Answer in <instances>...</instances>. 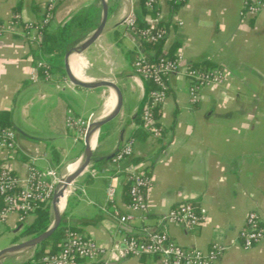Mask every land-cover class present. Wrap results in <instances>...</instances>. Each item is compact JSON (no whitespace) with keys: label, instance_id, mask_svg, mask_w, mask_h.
I'll return each instance as SVG.
<instances>
[{"label":"crops","instance_id":"crops-1","mask_svg":"<svg viewBox=\"0 0 264 264\" xmlns=\"http://www.w3.org/2000/svg\"><path fill=\"white\" fill-rule=\"evenodd\" d=\"M50 1L0 0V112L9 113L17 135L15 152L0 149V166L9 164L22 183L29 161L39 168L61 171L78 160L83 136L68 127L66 119L100 118L111 108L114 97L106 88L73 86L64 63L63 72L51 71L42 51L46 34L82 8L98 9V23L100 1L52 0L51 19L36 46L26 40L22 23L40 20L43 7ZM243 1L186 0L175 5L170 0H158L152 11L134 2L139 21L166 27L162 54L175 47L181 67L194 64L224 71L219 83L200 89L196 104L190 102V82L181 71L169 74L167 96L155 114L162 131L155 137L140 120L149 90L147 81L133 70L139 47L123 22L130 4L108 0L104 32L75 59L83 58V73L89 80L115 81L123 91L124 105L120 115L98 132L91 162L95 174L84 172L75 180L76 188L65 206H69L70 226L111 246L130 233L140 234L141 227L156 230L163 215L191 202L206 209V219L191 230L167 223L173 241L202 251L213 244L224 245L226 249L216 264H264V237L247 249L239 238L251 210L260 214L264 227V10L256 16L242 14ZM14 15L21 23H10ZM96 25L84 32L74 29L69 47L86 38ZM129 50L136 52L132 60L125 54ZM39 61L49 65V78L37 68ZM129 137L135 139L133 155L119 162L122 172H117L109 157ZM128 167L144 170L151 177L146 211L133 212L128 206L124 174ZM108 184L116 188L112 202L106 197ZM127 213H133L134 218L126 223L114 218ZM33 218L32 212L25 220L16 214L0 219V249L25 239L15 237ZM28 251L6 255L0 264H20L34 249ZM79 264L102 263L84 260ZM107 264L163 262L157 256L143 255Z\"/></svg>","mask_w":264,"mask_h":264},{"label":"built area","instance_id":"built-area-1","mask_svg":"<svg viewBox=\"0 0 264 264\" xmlns=\"http://www.w3.org/2000/svg\"><path fill=\"white\" fill-rule=\"evenodd\" d=\"M130 6L126 11L123 22L129 32L137 39L147 43H157L165 39L167 31L153 25L144 28L138 27V15L134 2H143L146 10L155 9L158 0H126ZM183 2L186 0H176ZM54 3L52 0L43 7L40 20L24 21L23 33L30 43L39 46L41 37L52 16ZM264 10V0H244L242 14L256 16ZM11 24L21 23L19 16L14 15ZM153 54V52H152ZM181 56L175 54L169 57L162 54L157 61L147 60L143 51L138 50L133 60V70L136 75L150 80L154 87L149 90L146 101L141 109L140 119L142 127L155 137L159 136L162 127L158 124L154 110L163 104L167 96V77L174 72L181 73L189 80L190 102L196 104L200 100V89L219 83L224 77V71L219 68H196L191 64L183 67L180 65ZM37 68L43 70L46 78L50 77L49 65L39 61ZM38 74L34 75L36 78ZM90 120L68 117L66 125L84 136ZM16 131L9 127H0V149L15 152L17 148ZM133 137L125 140L122 146L114 153L111 163L117 172H122L119 162L133 155ZM67 167V166H66ZM64 170V169H63ZM63 170L54 167L39 168L34 161L28 162V175L25 182H21L13 171V168L5 163L0 166V219H5L9 214L18 215L20 220H25L38 205L51 203L57 184L64 177ZM85 172L95 174L90 163ZM125 181L128 184L129 208L133 212H143L147 209L146 190L151 185V177L144 170L128 167L125 171ZM75 181L68 186V196L74 192ZM116 194V188L108 184L106 188L107 200L112 202ZM67 201V199H66ZM66 206V205H65ZM65 208V207H64ZM206 209L196 207L191 202L179 204L159 219L158 228L151 231L147 227L140 228V234L130 233L120 242H114L111 246L98 243L95 239L87 237L76 229L67 228L59 244V250L45 253L38 264H79L81 261H95L107 264L108 261H118L125 257H139L152 255L161 258L163 264H216L226 247L221 244H213L207 251L197 248H185L168 235L166 224H181L191 230L206 219ZM120 223H126L134 218L133 213L114 215ZM264 237V227L260 214L251 210L248 212L244 227L239 232L241 245L251 248L258 244Z\"/></svg>","mask_w":264,"mask_h":264},{"label":"trees","instance_id":"trees-1","mask_svg":"<svg viewBox=\"0 0 264 264\" xmlns=\"http://www.w3.org/2000/svg\"><path fill=\"white\" fill-rule=\"evenodd\" d=\"M173 2V4L177 5L178 1L176 0H170ZM141 6L144 10L143 2L141 1ZM98 9H96L94 6H91L89 8H82L78 13H76L69 21L65 22L63 25H61L57 30H55L52 33L46 34L45 40H43V53L45 55V59L50 64V70L51 71H61L63 72V56L67 50V48L72 44L74 38H73V30L76 29L77 31H87L88 29L94 27L97 24V16H98ZM138 27L144 28L149 25H153L155 27H161L164 28L166 31V27L161 24H150V23H144L142 21L138 20ZM163 41V40H162ZM162 41H159L157 43H147L143 42L139 39H137V43L142 45V49L138 48L141 51H144L145 56L147 60L149 61H157L158 57L162 55L161 50V43ZM174 50L175 47H172L166 55L169 57L174 56ZM150 51L153 52V54L149 53ZM136 52L134 51H126V56L128 59L132 60L134 58ZM134 60V59H133ZM196 68H202L207 69L209 67L205 66H198V65H192ZM148 84V90H151L154 85L150 80H146ZM158 108L154 110V114H156V111ZM141 120V119H140ZM0 127H12V123L10 120V115L8 112H0ZM14 129V128H13ZM112 154L109 158L111 159ZM108 158V159H109ZM100 162L99 160H94V163ZM127 189V195L128 194V184H126ZM34 218L30 223H25L21 227L20 231L15 237V240L31 237L34 235H37L44 231L49 224L51 223V212H50V205H38L35 210L33 211ZM68 210L67 207H65V210L63 211L61 222L59 226L56 228V230L45 240H43L40 244H38L33 251L32 256L25 260L24 262L20 264H37L39 259L42 255L45 253H52L59 250V244L63 238V234L65 232V229L74 227L70 226L68 221Z\"/></svg>","mask_w":264,"mask_h":264},{"label":"water","instance_id":"water-1","mask_svg":"<svg viewBox=\"0 0 264 264\" xmlns=\"http://www.w3.org/2000/svg\"><path fill=\"white\" fill-rule=\"evenodd\" d=\"M101 6V12L99 21L93 31L84 38L81 42L76 45L69 47L64 54V71L67 79L73 86L82 89H98L106 88L113 90L117 94L118 103L115 110L107 117L96 118L91 120L85 130L83 136V152L79 158V164L77 168L71 172L69 175L62 178V180L57 184L56 189L53 193L50 211L52 212V220L49 226L41 233L28 237L26 239L20 240L14 244L3 247L0 249V260L6 255L18 253L21 251H28L34 249L43 240L48 238L59 226L63 214V210L58 207V202L61 195L64 194L68 186L72 184L80 175H82L87 166L93 161V150L91 146V136L96 133L98 135L99 130L115 120L121 113L124 105V94L120 86L113 80H100L93 83H86L77 79L71 69L72 62L76 57L80 56L89 46H91L99 36L104 32L107 19H108V0H99ZM138 47L142 49V45L138 44Z\"/></svg>","mask_w":264,"mask_h":264},{"label":"bare ground","instance_id":"bare-ground-1","mask_svg":"<svg viewBox=\"0 0 264 264\" xmlns=\"http://www.w3.org/2000/svg\"><path fill=\"white\" fill-rule=\"evenodd\" d=\"M83 68H84V64L81 62L80 58H77L72 62V65H71L72 73L77 79L83 82H86V83L96 82V81L89 80L88 78L84 76ZM111 91L113 92V95H114L112 106L107 112H104L100 118L109 116L115 110L117 106V103H118L117 94L115 91L113 90ZM91 146H92V150L94 151L97 146V135H96L95 141H93V135L91 136ZM78 164H79V159L71 164H68L67 167L65 168V171L63 172L64 177L69 175L71 172H73L77 168ZM67 193H68V189L65 190L64 194L61 195L59 199L58 207L60 208V210H63L66 205Z\"/></svg>","mask_w":264,"mask_h":264},{"label":"rangeland","instance_id":"rangeland-1","mask_svg":"<svg viewBox=\"0 0 264 264\" xmlns=\"http://www.w3.org/2000/svg\"><path fill=\"white\" fill-rule=\"evenodd\" d=\"M74 45V44H73ZM72 45V46H73ZM82 60H81V62L85 65V61L83 60V58H81ZM77 146H78V148L79 149H81L82 148V141H79L78 143H77ZM94 153V152H93ZM66 168V167H65ZM65 168H64V170H63V172L65 171ZM69 206H67V209L69 210V208H68ZM65 210V208L63 209V211ZM28 238V237H27ZM26 239V238H25ZM21 252H26V251H21ZM27 252H29V251H27Z\"/></svg>","mask_w":264,"mask_h":264}]
</instances>
